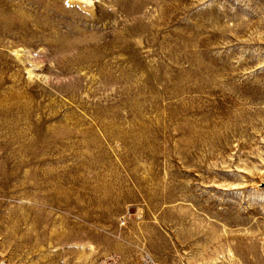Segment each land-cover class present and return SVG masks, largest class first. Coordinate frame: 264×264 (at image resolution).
I'll return each instance as SVG.
<instances>
[{"label":"rangeland","instance_id":"374dc122","mask_svg":"<svg viewBox=\"0 0 264 264\" xmlns=\"http://www.w3.org/2000/svg\"><path fill=\"white\" fill-rule=\"evenodd\" d=\"M263 183L264 0H0V264H264Z\"/></svg>","mask_w":264,"mask_h":264},{"label":"built area","instance_id":"2783aa9c","mask_svg":"<svg viewBox=\"0 0 264 264\" xmlns=\"http://www.w3.org/2000/svg\"><path fill=\"white\" fill-rule=\"evenodd\" d=\"M103 264H122L121 261H119L116 257H107L103 261Z\"/></svg>","mask_w":264,"mask_h":264},{"label":"bare ground","instance_id":"6f19581e","mask_svg":"<svg viewBox=\"0 0 264 264\" xmlns=\"http://www.w3.org/2000/svg\"><path fill=\"white\" fill-rule=\"evenodd\" d=\"M237 126V125H236ZM238 126H239V124H238ZM237 128V127H236ZM218 136V135H217Z\"/></svg>","mask_w":264,"mask_h":264},{"label":"water","instance_id":"95a60500","mask_svg":"<svg viewBox=\"0 0 264 264\" xmlns=\"http://www.w3.org/2000/svg\"><path fill=\"white\" fill-rule=\"evenodd\" d=\"M262 185H264V183Z\"/></svg>","mask_w":264,"mask_h":264}]
</instances>
